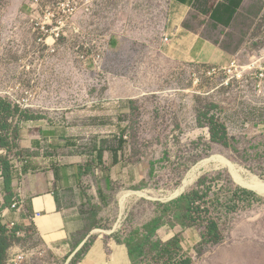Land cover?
I'll use <instances>...</instances> for the list:
<instances>
[{
	"label": "rangeland",
	"instance_id": "374dc122",
	"mask_svg": "<svg viewBox=\"0 0 264 264\" xmlns=\"http://www.w3.org/2000/svg\"><path fill=\"white\" fill-rule=\"evenodd\" d=\"M243 2L228 25L212 17L210 0L188 19L236 56L222 68L177 65L162 53L172 0H0V97L33 118L20 131L34 122L43 138L67 142L64 155L89 158L85 174L105 212L96 236L143 239L160 219L152 240L178 237L193 264H264V195L245 184L264 180V0ZM213 118L227 141L213 140ZM191 173L194 183L171 198ZM206 176L222 188L219 245L203 238L209 221L181 226L191 225L186 202L165 209ZM3 183L0 175V211ZM227 197L238 211L225 212ZM21 232L7 264H78L90 246L65 255ZM144 252L135 264L167 261L148 245Z\"/></svg>",
	"mask_w": 264,
	"mask_h": 264
},
{
	"label": "crops",
	"instance_id": "0c3cea01",
	"mask_svg": "<svg viewBox=\"0 0 264 264\" xmlns=\"http://www.w3.org/2000/svg\"><path fill=\"white\" fill-rule=\"evenodd\" d=\"M200 1L172 0L170 28L164 36L169 37V43L163 39L160 49L177 65L230 66L236 61L235 55L188 27V19ZM210 2L214 8L227 5L226 0ZM32 124L21 127L14 162L22 178L19 182L13 177V194L22 204L16 210L10 208L12 203L7 206L2 215L5 224L15 223L25 234L65 255L78 253L90 244L78 264H133L127 244L119 241L118 235L96 236L105 212L98 207L101 188H94L91 175L85 174L89 158L76 153L64 155L65 140L43 138ZM2 186L5 199L4 183Z\"/></svg>",
	"mask_w": 264,
	"mask_h": 264
},
{
	"label": "trees",
	"instance_id": "16d2710c",
	"mask_svg": "<svg viewBox=\"0 0 264 264\" xmlns=\"http://www.w3.org/2000/svg\"><path fill=\"white\" fill-rule=\"evenodd\" d=\"M226 1H228L227 5H219L217 10L212 13V17L215 20L228 25L229 21L245 0ZM221 13L227 15V20L219 18L221 17ZM15 120L17 122H15ZM31 120H33V118L18 105H15L8 99L0 97V149H7L8 152H11L14 149L16 150L18 148L20 124ZM211 132L214 141L225 142L228 140V130L226 126L220 124L219 122H215V118H213L211 123ZM0 170L3 171L4 193L6 194L4 207H7L11 205V201L14 197L12 188V165L7 157H0ZM216 180L218 179L210 176L202 178L196 190L165 206V209L169 210L172 206H179L183 202H186V219L191 223V225L188 226L185 221H181V226L186 229L196 226L199 222L209 221V226L207 227L206 232H204L203 238L213 245H219L223 242L220 231V223L214 216L215 212L219 210V205L222 204V199L219 197V193L217 192L219 189L222 191V188L219 183H215ZM240 190L247 195L256 197L258 201L260 200L255 192L246 189ZM211 192L216 195V198L211 197ZM4 207L1 211L4 210ZM239 207L240 206L238 204H234L233 201L229 200L227 197V202L224 204L223 208L226 213H232L234 211H238ZM176 218L180 219V216L178 215ZM144 228L147 230V233L143 239L135 238L133 237L134 235L131 234V237L126 240L132 263H137L146 255L144 249L148 245L150 247V251H157L160 256L167 258V261L164 264H193V260L184 251L182 240L178 237H175L166 243H163L160 239L156 241L152 240L156 233L161 229L160 219L153 220ZM19 231L20 228L16 226V228L10 233L6 227L4 218L0 215V264H6L10 248L14 243L20 240L17 234ZM162 232L163 231H161V233ZM87 245L88 244H86L83 249H86Z\"/></svg>",
	"mask_w": 264,
	"mask_h": 264
},
{
	"label": "built area",
	"instance_id": "2783aa9c",
	"mask_svg": "<svg viewBox=\"0 0 264 264\" xmlns=\"http://www.w3.org/2000/svg\"><path fill=\"white\" fill-rule=\"evenodd\" d=\"M165 42L166 43H169V38H166L165 39ZM236 65V62H234L233 64H232V67H234ZM17 149L15 150H12L11 152H8V150L7 149H0V157H7L9 160H10V163H11V165H12V173H13V177H15V178H17V180L20 182V180H21V178H22V173H20L18 170H17V167H15L14 166V162L16 161V159H17V157H16V154H17ZM22 158H20V160H21ZM23 160V159H22ZM0 175H2V177H4L3 176V171L2 170H0ZM12 205H11V209L12 210H16V209H19L20 208V206H21V204H22V202L19 200V198H17V197H14L13 199H12ZM6 227H7V229H8V231L11 233V231H13L15 228H16V224L15 223H9V224H6ZM17 234L18 235H23L22 234V232L20 233V231L19 232H17Z\"/></svg>",
	"mask_w": 264,
	"mask_h": 264
},
{
	"label": "bare ground",
	"instance_id": "6f19581e",
	"mask_svg": "<svg viewBox=\"0 0 264 264\" xmlns=\"http://www.w3.org/2000/svg\"><path fill=\"white\" fill-rule=\"evenodd\" d=\"M249 66L245 67L248 68ZM217 158V157H216ZM201 165V164H200ZM235 169V168H233ZM231 169V171L233 170ZM237 171V170H236ZM233 172V171H232ZM235 172V171H234ZM233 172V173H234ZM192 174V173H191ZM237 177V176H236ZM239 180L241 179L239 176L237 177ZM250 178V177H249ZM196 175L192 174L190 177H188L181 185L180 189L174 193L171 198L177 197L179 194H181L184 190H187L195 181ZM249 180V179H248ZM245 184H248L252 188H254L259 194L264 195V180L260 178H254L250 182H245ZM170 198V199H171Z\"/></svg>",
	"mask_w": 264,
	"mask_h": 264
},
{
	"label": "water",
	"instance_id": "95a60500",
	"mask_svg": "<svg viewBox=\"0 0 264 264\" xmlns=\"http://www.w3.org/2000/svg\"><path fill=\"white\" fill-rule=\"evenodd\" d=\"M254 189V188H253ZM255 190V189H254ZM256 191V190H255Z\"/></svg>",
	"mask_w": 264,
	"mask_h": 264
}]
</instances>
